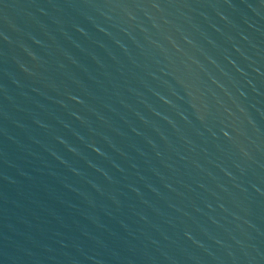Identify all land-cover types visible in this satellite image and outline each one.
<instances>
[{
  "label": "water",
  "instance_id": "water-1",
  "mask_svg": "<svg viewBox=\"0 0 264 264\" xmlns=\"http://www.w3.org/2000/svg\"><path fill=\"white\" fill-rule=\"evenodd\" d=\"M0 264H264V0H0Z\"/></svg>",
  "mask_w": 264,
  "mask_h": 264
}]
</instances>
